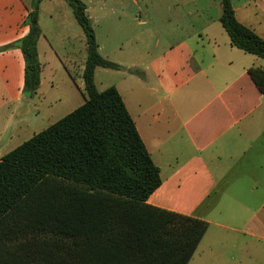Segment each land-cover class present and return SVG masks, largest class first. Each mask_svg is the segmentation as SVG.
<instances>
[{
	"label": "crops",
	"instance_id": "obj_1",
	"mask_svg": "<svg viewBox=\"0 0 264 264\" xmlns=\"http://www.w3.org/2000/svg\"><path fill=\"white\" fill-rule=\"evenodd\" d=\"M213 1L169 0L164 3L167 20L159 28L149 14L148 22H142L125 2L101 0L94 16L87 10L99 26L100 34L95 32L100 54L122 67L108 69L114 73L113 86L161 171L162 186L149 204L207 221L209 229L198 249L213 226L226 228L213 216L232 186L250 185L256 200L264 190V93L249 74L251 68L264 70V60L231 45L220 22L222 4L214 17ZM231 1L238 21L264 39V0ZM19 2L24 3L0 0V14L3 9L13 12ZM66 3L44 0L40 9L57 21L61 15L57 8ZM26 11L27 7L24 18L29 14ZM25 22L13 13L8 19L0 18V48L29 32ZM153 33L160 38L155 43ZM67 39H80L86 51L84 32ZM46 40L42 34L38 48L43 71L36 96L48 64V54L41 49ZM136 41L139 44L133 45ZM49 44L55 52V45ZM71 46L74 67L83 75L86 57L78 64L77 47ZM24 80L21 50L0 52V109L9 107L7 125L0 128V160L36 135L18 143L30 129L29 117L15 118L11 111L24 101ZM261 211L263 196L257 212Z\"/></svg>",
	"mask_w": 264,
	"mask_h": 264
},
{
	"label": "trees",
	"instance_id": "obj_2",
	"mask_svg": "<svg viewBox=\"0 0 264 264\" xmlns=\"http://www.w3.org/2000/svg\"><path fill=\"white\" fill-rule=\"evenodd\" d=\"M43 1L27 6L29 32L0 48L21 50L31 98L42 81ZM65 1L86 37V99L0 160V264H190L209 223L149 204L161 171L118 89L95 83L98 68L122 67L100 54L87 5ZM221 4L231 45L264 60V39L238 21L231 0ZM249 74L264 93V70Z\"/></svg>",
	"mask_w": 264,
	"mask_h": 264
},
{
	"label": "rangeland",
	"instance_id": "obj_3",
	"mask_svg": "<svg viewBox=\"0 0 264 264\" xmlns=\"http://www.w3.org/2000/svg\"><path fill=\"white\" fill-rule=\"evenodd\" d=\"M23 1V5L19 2L20 6L13 12L10 9H3L0 18L8 19L13 13L16 19H25L27 23L28 16L24 18V10L30 6L31 0ZM81 1L91 9L94 16L96 3L101 0ZM167 1L169 0H110L117 4L125 2L129 11H134L142 22H148V14L151 15L158 28L163 27V22L167 20L164 10V3ZM133 2L136 3V7L132 5ZM213 2L211 14L217 17L220 13L221 0ZM137 7H140L142 11L139 12ZM57 11L61 12V15L59 20L55 21L47 10L40 9L39 24L42 34L47 38L41 49L48 54L45 61L48 64L44 68V85L39 95L36 96V94L32 98L25 95L24 101L11 109L15 118L24 116L30 119V129L22 134L18 143L47 129L84 104L86 99L83 75L78 68L74 67L71 44L77 47L78 64L84 61L87 52L80 39H76V42L67 39L68 36L79 35V32L83 33V31L68 3L63 8H57ZM26 25L28 26V23ZM93 27L100 34L99 26H96L95 21H93ZM139 28L137 27L135 31L141 29ZM153 34L156 35L152 38L155 43L160 38L157 33ZM49 43L55 45V52L51 50ZM138 44L137 41L133 42V45ZM112 74H114L113 71L108 69H99L95 76V83L100 92L113 86L115 79ZM7 115L9 116V107L0 109V128L6 127ZM250 187V185L240 184L230 188L213 216L214 220L225 225L226 228L213 226L190 264H264V211L257 212L261 196L264 198V190L258 193L260 198L256 200L249 192Z\"/></svg>",
	"mask_w": 264,
	"mask_h": 264
}]
</instances>
